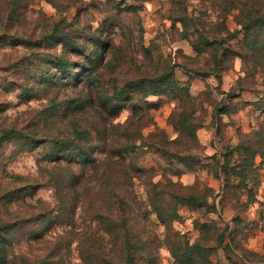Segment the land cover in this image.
Returning <instances> with one entry per match:
<instances>
[{
	"label": "rangeland",
	"instance_id": "1",
	"mask_svg": "<svg viewBox=\"0 0 264 264\" xmlns=\"http://www.w3.org/2000/svg\"><path fill=\"white\" fill-rule=\"evenodd\" d=\"M9 6L0 0V129L22 136L0 147V220L22 224L12 234L13 264H36L46 252L30 235L44 229L47 211L58 216L61 200L72 207L86 192L98 200L90 189L105 181L111 161L102 150L116 141L135 145L125 166H135L137 225L147 224L155 189L207 194L208 207L179 206L173 229L190 245L215 246L208 264H264V24L255 25L264 0H20L11 19ZM65 34L78 54L63 53ZM59 56L77 65L60 72L50 61ZM68 75L82 83L65 86ZM129 82L141 84L119 118L88 105L96 95L88 83L109 101ZM77 128L83 139H74ZM57 140L90 154H57ZM56 156L70 162L55 164ZM84 174L76 191L62 183ZM79 210L82 228L88 217ZM150 218L158 264H174L166 242L175 237ZM67 257L82 264L76 251Z\"/></svg>",
	"mask_w": 264,
	"mask_h": 264
},
{
	"label": "trees",
	"instance_id": "2",
	"mask_svg": "<svg viewBox=\"0 0 264 264\" xmlns=\"http://www.w3.org/2000/svg\"><path fill=\"white\" fill-rule=\"evenodd\" d=\"M5 2L10 5L8 19H11L15 17L14 11L20 4V0H5ZM255 12L258 15L256 18L258 22L255 24L256 27L263 26V8H256ZM2 19L4 20L5 16H3ZM245 29L249 30V26H245ZM62 40L63 42L61 43L64 48V54L67 52H70L72 55L78 54L77 48L68 44L71 40L69 34L63 35ZM50 61H52V65L57 66L59 69L61 68L59 70L60 72L65 68V73L69 71L70 66L77 65L75 62L67 60L66 57L60 56L53 57ZM95 69L97 70L98 68L95 66ZM70 76L71 75L66 76V81L62 83L65 86L77 88L79 84L82 83L80 82L81 80H78V76L76 79L70 80ZM150 82L154 83L156 80ZM143 83L149 82L146 81ZM140 84L141 82H129L125 86L116 88V97L108 101L105 99V96H101L99 92L94 91L95 89H93L92 83H88L86 86L88 91L90 90L91 93L96 94L95 97L88 99V105H91L99 115L103 116L105 113H108L109 116L115 120L119 118L124 109V106L121 105L122 100L126 99V101H130L134 99L130 93L134 92V89L140 86ZM162 92H164L163 88H159L156 92H150L149 94L157 95ZM123 93L126 94V97L123 96ZM86 104L84 103L82 108H84ZM136 105V102H134L133 109L138 107ZM70 109L74 112L76 108L73 106ZM134 112H136V110ZM133 119H136V117L133 116L131 120ZM117 125H120V123ZM75 132L74 139H83L85 136L82 137L83 133L80 132L78 128ZM189 133H192V136H194L192 131ZM16 136H22L20 131L13 128L8 130L0 129V147L2 146L3 140H9ZM124 137L127 138L126 136ZM120 138H123V136H120ZM30 139L32 140L33 138L30 137ZM54 143L57 144V154L58 152L60 153V151H69V149L70 151L77 150L82 156L90 154L87 153L83 146L77 145L74 142L57 140ZM115 143L109 149L107 148L110 145L105 143V147L102 150V152L105 151L104 153L109 159L107 160L109 162L111 161V167L107 168V164H105V181L100 182L99 187L94 186L90 189L93 190L96 188L99 190L98 200L93 201L91 192H86L87 194H83L85 201L84 199L81 200L77 198L73 205H71L72 207H70V204L66 203L64 198V200H61L59 203L61 209L56 213L58 216L52 215L55 210H49L42 216L46 223L44 229L30 235V240L37 243L45 242L47 248L46 252L38 257L35 263L71 264L67 256L71 254V252L76 251L82 264H158L157 239L153 238L151 234L148 233L149 231L147 229V227H149V225L152 226L153 223L150 217L154 216L157 221L166 228L167 234L170 233L171 237H175L173 242L170 240L166 242V247L169 249L174 259V264H208L209 257L214 252L215 246L214 248L212 245L208 244L204 246L200 242L190 245L180 232L173 229V223L178 218V208L180 205L184 203L188 206L200 209L208 207L206 203L208 195L206 194L204 197L195 194L186 196L173 192H158L155 189L154 193L152 195L149 193L148 196L149 208L146 213L147 216H150L148 217L149 223H145L143 227L137 225L136 217L139 215L138 202L134 200L135 197H131L133 194L129 192V189L133 190L134 177L131 172L135 171V166L134 164L128 165L127 168L129 170H127L125 166V157L127 154H133L135 145L127 146L120 141H116ZM171 154L175 159L180 156L177 152ZM61 157L62 156H56V158H54L55 164H61L63 159ZM63 160L70 162V160ZM86 163L88 165H93L95 164V159H91L87 156ZM119 167L125 169L123 178H121V175L118 173ZM107 169H115V171H113L116 173L109 175ZM85 176L86 174L74 175L70 184L69 181L62 183H66L65 186L72 187V189L75 190L76 187H81L85 184ZM57 183L59 184L61 181L57 180ZM159 186V184H156L155 188ZM31 193L32 196L35 192L32 191ZM75 193L80 194L78 190ZM79 199L81 201L80 203ZM79 209L83 210V213L88 217L87 224L82 228H78L74 225V216L76 215V211H80ZM94 211L95 213L92 214ZM21 225L20 222L10 224L8 221L0 220V264H13L12 255L14 254L13 249L16 245V240H14L12 234L13 232L21 230ZM47 238L50 239L46 240ZM203 241L205 242V240ZM222 241L221 239L219 244H222ZM65 252L66 254H64Z\"/></svg>",
	"mask_w": 264,
	"mask_h": 264
}]
</instances>
